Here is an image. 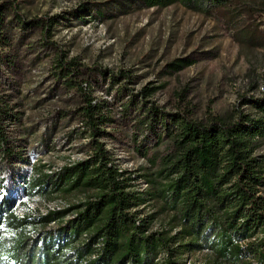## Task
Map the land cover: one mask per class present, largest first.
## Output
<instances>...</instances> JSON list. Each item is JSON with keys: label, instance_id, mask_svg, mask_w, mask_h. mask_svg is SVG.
I'll return each instance as SVG.
<instances>
[{"label": "trees", "instance_id": "obj_1", "mask_svg": "<svg viewBox=\"0 0 264 264\" xmlns=\"http://www.w3.org/2000/svg\"><path fill=\"white\" fill-rule=\"evenodd\" d=\"M143 2L148 8L181 4L218 17L232 29L238 44L264 47L263 22L257 19L264 11V0ZM54 19H28L16 1L0 4V69L11 74L21 69V50L30 44L32 30L40 29L42 46L54 50L51 76L63 84L70 99H83L79 107L82 125L76 137L89 139L80 146L87 158L56 176L46 174L44 166L38 168V178L17 173L14 185L22 184L27 195H85L87 199L70 209L74 217L64 222L70 210L19 219L12 212L17 195H4L0 200V264L9 258L21 264H186L199 254L202 264H264V94L252 106L253 112L237 105L228 117L213 115L201 122L193 117L188 102L175 112H166L151 101L166 83L147 85L138 92L143 114L134 132L126 129V135L119 138L124 134L115 126L112 105L105 99L94 103L87 80L90 71H98L112 77L113 85L125 80L127 89L134 75L125 69L108 73L101 65L89 67L77 57L70 58L53 41ZM16 23L23 28L18 40L13 33ZM196 63L194 57L177 58L166 65V73L172 75ZM23 83L8 85L21 87ZM16 99L14 94L0 92V154L27 165L28 158L9 137V128L24 124L18 108L27 97ZM20 129L26 137L18 142L36 134L32 128ZM146 130L154 136L155 151L140 140ZM104 137L129 144L150 165L139 168L141 174L122 169L121 162H114L115 152L102 141ZM49 140L44 138L46 143ZM140 180L148 184L143 191ZM4 187L0 180V191ZM53 221L60 225L48 230ZM158 222L169 229L154 230ZM4 226L13 233L11 237L4 234ZM30 228L37 232L33 240ZM175 228L179 231L173 234ZM5 240L12 243L6 246Z\"/></svg>", "mask_w": 264, "mask_h": 264}, {"label": "rangeland", "instance_id": "obj_2", "mask_svg": "<svg viewBox=\"0 0 264 264\" xmlns=\"http://www.w3.org/2000/svg\"><path fill=\"white\" fill-rule=\"evenodd\" d=\"M9 1H16L28 19L54 17L53 41L70 58L77 57L89 67L101 65L108 73L125 69L134 75L127 89L125 80L121 85H113L112 77L98 71H90L87 80L93 97L112 105L115 126L118 133L124 134L119 138L126 135V129L134 132L143 114V109L139 111L143 103L137 97L138 92L147 85L166 83L151 101L166 112H175L180 104L188 102L193 117L201 122H207L213 115L228 117L237 105L253 112L252 106L264 94V47L253 49L238 44L232 29L218 17L206 16L181 4L148 8L143 0H0V4ZM257 19L263 22L264 30V11ZM22 32V26L16 23L13 33L17 40ZM30 35V44L21 50V69L12 74L0 69V92L14 94L16 102L21 101V96L27 97L18 108L23 112L24 124L9 128L12 130L9 137L14 144L23 146L22 141L18 142L25 138L21 127L40 130L38 137L43 132L51 134V148L43 149L37 144L39 150L32 160L36 162L34 165L58 168L65 166L68 158L77 154V148L80 150L86 141L79 137H72L70 141L67 138L75 135L80 126L79 107L83 99H70L63 84L51 76L54 50L42 46L40 29L34 28ZM186 57L196 58L197 63L172 75L166 73L168 63ZM16 81L25 83L21 87L8 85ZM134 101L138 109L136 105L131 106ZM126 106L130 108L127 111ZM140 140L151 151L157 150L149 130L142 133ZM102 141L121 158L122 168L141 174L139 168L150 165L129 144L105 137ZM261 153L264 154V149ZM13 161L0 154V174L5 172L0 180L7 190L1 189L0 195L18 194L12 190L13 180L17 179V173L28 175L30 172V168L25 172L24 165ZM3 243L7 246L12 241ZM198 258L203 261L202 255Z\"/></svg>", "mask_w": 264, "mask_h": 264}, {"label": "built area", "instance_id": "obj_3", "mask_svg": "<svg viewBox=\"0 0 264 264\" xmlns=\"http://www.w3.org/2000/svg\"><path fill=\"white\" fill-rule=\"evenodd\" d=\"M83 87L87 90L88 84L85 83L83 85ZM97 101L98 100H96V98H95L94 103H97ZM81 125H82V123H80L79 127H81ZM39 132H40V130H37L36 134H33L30 137H28L27 141L24 142L23 146L18 144L19 145L18 149L22 150L23 157L28 158V164L27 165H25L23 163H16V164H18L19 166L24 165L25 168L23 169V171L29 172L28 168H30V172L28 174L29 177H37L38 178L40 176V174L38 172V168H40L42 166H44V172L46 174H48L50 176H56V175L61 174L66 167H73L78 162H81L87 158V154L82 152L81 150H78V148H77V151L79 153L77 152V154H72L68 158V161L65 164V166L50 169L49 167H51V166L47 167L45 165H40V164L34 165L36 162L33 161L32 158L34 157L35 152H37L39 150V147H37V144L40 143L42 145L43 149L44 148H48V149L51 148V146L49 147V141L50 140L48 141V143H46L44 141V138H47V137L50 138L51 134L43 132L38 137L37 133H39ZM76 132H75V135L71 134L69 137H67V138H69L68 141H70L71 140L70 138H72V137L75 139L77 138ZM84 140H86L85 142H87L89 139H84ZM51 150H53V149H51ZM37 160H38V158H37ZM114 162H118V163L121 162V158L117 154H116V161H114ZM121 168H122V163H121ZM122 169H126V168H122ZM0 170H1V168H0ZM4 173L5 172L1 173V175ZM13 182H14V180H13ZM142 184H143V186H142ZM22 186H23L22 184L20 186L14 185V187L12 188V190H15L18 192V194H15V195H17V200H16L14 207L12 208V212L19 219L44 218V217H47L48 215H50L52 213H58V212L70 210L74 206L82 204L87 199V197L85 195H79L81 197L74 198V199H67V198L62 197V196H56L53 198H48V197L41 195V194L27 195L24 193ZM147 186H148V184L145 181H142V180L139 181V188L141 191L145 190L147 188ZM2 189L4 190L5 187ZM4 192H7V190H4ZM4 195H6V193L0 195V200L4 197ZM73 217H74V211L70 210L68 212V214L66 215L64 222L72 219ZM138 224H140V220L138 221ZM59 225H60V223L58 221H53L48 225L47 229L48 230H55ZM163 229H169V228H168V226H165L164 224H162L160 222H158L154 225V230H163ZM3 231L7 237H11L13 235V233L11 231H9L5 226L3 227ZM178 231H179V228H175L173 230V234H176ZM28 234H29L30 238L33 240L34 238H36L37 232H35L32 228H30ZM199 255H201V254H199ZM3 264H21V262L16 260V259L9 258V259H5ZM186 264H202V260L199 259L198 255H197L194 259H188Z\"/></svg>", "mask_w": 264, "mask_h": 264}]
</instances>
